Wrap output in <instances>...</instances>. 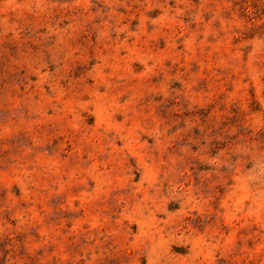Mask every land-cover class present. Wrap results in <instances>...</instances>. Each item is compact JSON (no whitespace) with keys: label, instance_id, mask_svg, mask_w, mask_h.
Masks as SVG:
<instances>
[{"label":"rangeland","instance_id":"obj_1","mask_svg":"<svg viewBox=\"0 0 264 264\" xmlns=\"http://www.w3.org/2000/svg\"><path fill=\"white\" fill-rule=\"evenodd\" d=\"M0 264H264V0H0Z\"/></svg>","mask_w":264,"mask_h":264}]
</instances>
